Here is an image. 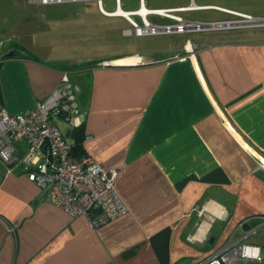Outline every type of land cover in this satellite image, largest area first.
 <instances>
[{
	"label": "crops",
	"instance_id": "crops-1",
	"mask_svg": "<svg viewBox=\"0 0 264 264\" xmlns=\"http://www.w3.org/2000/svg\"><path fill=\"white\" fill-rule=\"evenodd\" d=\"M34 48L4 45L0 109L27 111L68 71L84 110L82 151L118 169L128 211L91 227L48 202L23 164L0 161V264H196L264 215V37L187 38L91 61ZM65 124L71 144L76 127ZM251 242L264 246V234Z\"/></svg>",
	"mask_w": 264,
	"mask_h": 264
},
{
	"label": "built area",
	"instance_id": "built-area-1",
	"mask_svg": "<svg viewBox=\"0 0 264 264\" xmlns=\"http://www.w3.org/2000/svg\"><path fill=\"white\" fill-rule=\"evenodd\" d=\"M47 5L66 2L95 1L100 14L122 17L131 27L123 29L125 35H155L159 33L192 30L200 22L187 21L176 12H184L183 6L174 8H147L146 0H138V8L124 10L121 0H113L115 8L107 11L104 0H35ZM145 5V12H140ZM120 10V11H119ZM197 10V9H194ZM121 14H118V13ZM149 15L173 20V24H157L148 20ZM132 16H137L140 22ZM251 16L239 21L250 20ZM4 41L0 40V65L4 60ZM195 49L197 48L194 45ZM191 47V50H194ZM79 87L68 71H64L48 97L19 114L0 109V161L7 167L21 163L28 170L27 179L44 191L48 202L70 217L85 216L91 227H98L124 215L128 207L116 189L118 169L106 168L89 155L75 158L56 123L60 119L71 127L84 121V110L79 100ZM25 143V150L16 155V144ZM43 161L39 164L40 161ZM39 164V166H38ZM201 215V211L198 212ZM226 213H222L224 218ZM245 219L238 223L240 235L227 239L196 264H264V246L249 242V237L264 231V215Z\"/></svg>",
	"mask_w": 264,
	"mask_h": 264
},
{
	"label": "rangeland",
	"instance_id": "rangeland-1",
	"mask_svg": "<svg viewBox=\"0 0 264 264\" xmlns=\"http://www.w3.org/2000/svg\"><path fill=\"white\" fill-rule=\"evenodd\" d=\"M191 3L208 5L209 8L184 11L175 15L182 16L187 21L202 23L243 19V16L234 14L237 12L250 15L251 19L246 23L237 22L240 26L236 29L195 28L183 33L136 37L123 34V29L131 27L126 19L100 14L95 1L42 5L35 0H0V40L4 41L5 47L9 41L16 43L22 39L32 42L34 50L40 56L91 61L126 53H144L150 49L166 51L187 38L201 43L218 38L264 37V25H246L255 18H264V0H146V7L174 8ZM103 7L107 11H113V0H104ZM121 7L124 10L137 9L138 0H121ZM132 18L140 22L137 16ZM147 18L157 24L169 22L168 19L156 15H149ZM193 49L195 50V47ZM58 126L62 132L66 129L64 122L60 121ZM262 234L264 231L259 232V235ZM257 235L249 237L248 241H253Z\"/></svg>",
	"mask_w": 264,
	"mask_h": 264
},
{
	"label": "bare ground",
	"instance_id": "bare-ground-1",
	"mask_svg": "<svg viewBox=\"0 0 264 264\" xmlns=\"http://www.w3.org/2000/svg\"><path fill=\"white\" fill-rule=\"evenodd\" d=\"M204 8H209L208 5H198V4H195V3H191L190 5L188 6H183V10H194V9H204ZM223 11H226V12H230V13H234L233 11H230V10H227V9H223V8H219ZM146 8H145V5L142 6L140 12L138 13H141L143 14L145 12ZM120 11V10H119ZM118 14H121L120 12ZM236 15H240V16H243V17H247V14H243V13H234ZM249 20H246V21H242L244 23L248 22ZM252 22H264V20H257V19H254L253 21H251L250 23ZM239 23V22H238ZM189 49H191V44L189 43L188 46H187ZM137 57H131V58H126V59H122V60H119L117 61V63H131V62H137Z\"/></svg>",
	"mask_w": 264,
	"mask_h": 264
},
{
	"label": "trees",
	"instance_id": "trees-1",
	"mask_svg": "<svg viewBox=\"0 0 264 264\" xmlns=\"http://www.w3.org/2000/svg\"><path fill=\"white\" fill-rule=\"evenodd\" d=\"M15 53L17 54L18 52L15 51ZM27 57L34 58L31 55H27ZM73 134L75 135V141L70 144L71 153H72V156L76 158H80L83 155H85L81 148V141L84 137V125L81 124L80 126L73 128Z\"/></svg>",
	"mask_w": 264,
	"mask_h": 264
},
{
	"label": "water",
	"instance_id": "water-1",
	"mask_svg": "<svg viewBox=\"0 0 264 264\" xmlns=\"http://www.w3.org/2000/svg\"><path fill=\"white\" fill-rule=\"evenodd\" d=\"M258 19V18H255ZM259 20H264V18H261ZM238 21H220V22H215V23H199V27L197 29L199 30H204V29H220V28H228V27H237L240 26L237 24ZM254 25V24H259V25H264V22H259V23H247L246 25ZM14 52H10L8 56H13Z\"/></svg>",
	"mask_w": 264,
	"mask_h": 264
}]
</instances>
